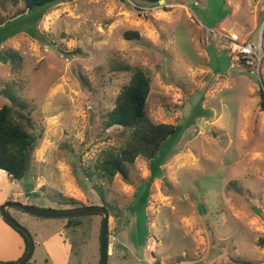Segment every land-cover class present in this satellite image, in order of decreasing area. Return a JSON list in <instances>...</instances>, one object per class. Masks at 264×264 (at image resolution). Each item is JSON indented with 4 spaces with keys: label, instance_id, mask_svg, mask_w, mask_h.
I'll use <instances>...</instances> for the list:
<instances>
[{
    "label": "rangeland",
    "instance_id": "obj_1",
    "mask_svg": "<svg viewBox=\"0 0 264 264\" xmlns=\"http://www.w3.org/2000/svg\"><path fill=\"white\" fill-rule=\"evenodd\" d=\"M25 10L22 1L1 10L0 108L30 114L38 142L21 184L0 169V261L26 251L1 215L19 201L106 206L108 264H264V0H68ZM232 33L263 47L260 63L231 66ZM138 68L151 78L152 121L177 132L154 159L129 165L128 182H108L93 164L116 143L105 120ZM9 212L35 240L28 264H100L102 214ZM41 238L57 247L55 260Z\"/></svg>",
    "mask_w": 264,
    "mask_h": 264
},
{
    "label": "trees",
    "instance_id": "obj_2",
    "mask_svg": "<svg viewBox=\"0 0 264 264\" xmlns=\"http://www.w3.org/2000/svg\"><path fill=\"white\" fill-rule=\"evenodd\" d=\"M7 1L14 4L22 1L25 11L38 9L50 12L53 7L68 0H0V25L4 23L1 10ZM159 1L140 0L148 5H158ZM125 37L129 40L138 39L140 33L127 31ZM151 88L149 75L143 69H136L116 97L114 108L107 114L105 125L107 129H116V143L101 150L93 168L95 173L108 182L116 175H121L128 182L129 165L134 164L139 156L154 159L162 145L177 132V127L173 124H157L152 121L147 109ZM260 108L264 110L262 92ZM33 130L34 120L30 114L15 110L11 105L0 108V169L6 172L10 183L21 184L30 171L31 153L38 142V136ZM5 222L8 223L6 220ZM12 227L26 240L24 258L29 248V240L20 230Z\"/></svg>",
    "mask_w": 264,
    "mask_h": 264
},
{
    "label": "water",
    "instance_id": "obj_3",
    "mask_svg": "<svg viewBox=\"0 0 264 264\" xmlns=\"http://www.w3.org/2000/svg\"><path fill=\"white\" fill-rule=\"evenodd\" d=\"M166 2V0H160L159 4L162 5ZM10 207L19 208L25 212L33 214L39 217L46 218H69L78 215H84L89 213H98L104 216L101 233H100V264H108L109 255H110V235H109V220H110V211L106 206H80L73 208H66L60 210H52V209H41L35 208L31 206H27L19 201H11L7 202L1 207V215L2 217L14 226L16 229L20 230L29 240V248L22 260L14 264H27L32 256L34 255L36 244L31 232L21 225L9 212ZM257 214H260V210L258 207H255L254 210ZM0 264H7L0 261Z\"/></svg>",
    "mask_w": 264,
    "mask_h": 264
},
{
    "label": "built area",
    "instance_id": "obj_4",
    "mask_svg": "<svg viewBox=\"0 0 264 264\" xmlns=\"http://www.w3.org/2000/svg\"><path fill=\"white\" fill-rule=\"evenodd\" d=\"M262 29H264V24L262 26ZM230 45L232 67H235L236 62H240L242 60H246L247 64H253L251 57H257L259 63L263 58V47L261 45H254L252 42H249L246 39L241 40L238 33H232L230 35Z\"/></svg>",
    "mask_w": 264,
    "mask_h": 264
},
{
    "label": "crops",
    "instance_id": "obj_5",
    "mask_svg": "<svg viewBox=\"0 0 264 264\" xmlns=\"http://www.w3.org/2000/svg\"><path fill=\"white\" fill-rule=\"evenodd\" d=\"M6 179H7V177H6ZM48 240H49L48 238H41V243H40V246H39L40 250H41V252H43V255L47 254V256L51 260H55L54 250L56 249V251H57V247L55 245H52ZM45 260H47V259L45 258ZM57 264H59V263H57Z\"/></svg>",
    "mask_w": 264,
    "mask_h": 264
}]
</instances>
